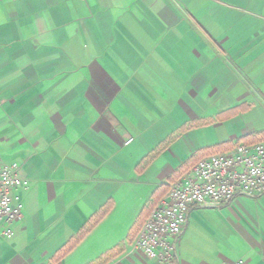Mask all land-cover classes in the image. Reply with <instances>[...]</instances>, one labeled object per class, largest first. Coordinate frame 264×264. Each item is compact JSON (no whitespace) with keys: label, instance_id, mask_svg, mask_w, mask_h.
Returning a JSON list of instances; mask_svg holds the SVG:
<instances>
[{"label":"crops","instance_id":"0c3cea01","mask_svg":"<svg viewBox=\"0 0 264 264\" xmlns=\"http://www.w3.org/2000/svg\"><path fill=\"white\" fill-rule=\"evenodd\" d=\"M260 142L264 0H0V163L29 182L0 264H157L155 193ZM177 255L264 264V194L192 208Z\"/></svg>","mask_w":264,"mask_h":264},{"label":"built area","instance_id":"2783aa9c","mask_svg":"<svg viewBox=\"0 0 264 264\" xmlns=\"http://www.w3.org/2000/svg\"><path fill=\"white\" fill-rule=\"evenodd\" d=\"M19 170L17 164L0 163V240L11 239L12 226L23 218L24 205L18 192L27 191L29 182ZM263 194L264 142L239 144L229 153L204 157L170 185L144 221L133 247L157 264H177V242L192 208L223 207L240 195Z\"/></svg>","mask_w":264,"mask_h":264},{"label":"trees","instance_id":"16d2710c","mask_svg":"<svg viewBox=\"0 0 264 264\" xmlns=\"http://www.w3.org/2000/svg\"><path fill=\"white\" fill-rule=\"evenodd\" d=\"M162 195H160L159 193H155L154 197L156 201H159ZM105 216V213L101 216L98 217V219L94 222H92V224L88 227L85 228L82 233L76 238L74 239L72 242H70L67 245L66 248V252L64 254H67L68 252H70L71 250H73L84 238L85 236L94 228V226Z\"/></svg>","mask_w":264,"mask_h":264}]
</instances>
